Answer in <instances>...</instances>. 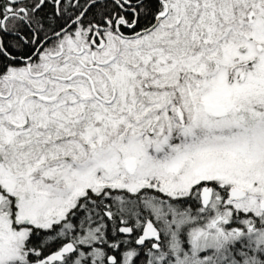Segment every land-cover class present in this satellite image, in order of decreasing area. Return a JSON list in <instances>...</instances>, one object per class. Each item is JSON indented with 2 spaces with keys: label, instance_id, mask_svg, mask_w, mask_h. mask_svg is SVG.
<instances>
[{
  "label": "snow or ice",
  "instance_id": "snow-or-ice-1",
  "mask_svg": "<svg viewBox=\"0 0 264 264\" xmlns=\"http://www.w3.org/2000/svg\"><path fill=\"white\" fill-rule=\"evenodd\" d=\"M0 264H264V0H0Z\"/></svg>",
  "mask_w": 264,
  "mask_h": 264
}]
</instances>
